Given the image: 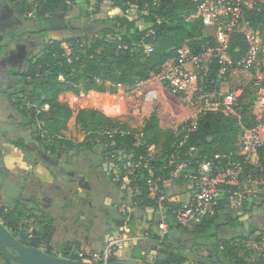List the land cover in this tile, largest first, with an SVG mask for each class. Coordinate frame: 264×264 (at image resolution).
<instances>
[{"label":"trees","instance_id":"16d2710c","mask_svg":"<svg viewBox=\"0 0 264 264\" xmlns=\"http://www.w3.org/2000/svg\"><path fill=\"white\" fill-rule=\"evenodd\" d=\"M15 9L21 15L25 12L32 13L33 18L39 23V32L48 33L46 42L43 43L39 55L29 58L27 70L23 73L25 85L21 91L25 102L23 113L25 118L29 115V126L34 122L39 125V131L49 143V139L59 141L61 132L67 129L68 121L73 119L74 124L84 133L83 140L79 143L85 152H92L95 147H100V155L120 163L117 159L120 152L123 157L130 156L138 159L147 153L149 146H154L157 157L154 161L157 172L165 182L169 176L167 160L169 155L176 150V138L173 129L160 126L159 117L153 111L144 125L139 129H131L127 123L105 115L94 107H82L73 110L67 103L59 101V95L70 92L75 95L80 91L90 90L99 93L114 94L118 86L126 90L147 80L151 72L158 71L161 66L177 56V51L183 46L189 47L191 53L198 54L207 42L214 44V39L205 31L198 18H189L195 12V5L191 0H95L96 12L100 15L95 22L99 24L97 33L92 37L70 34L63 36L73 19H67L73 10V3L68 0H11ZM75 5V4H74ZM246 26L260 27L264 30V3H256L252 9L244 14ZM260 25V26H257ZM56 34L58 38H53ZM68 47V54L62 44ZM151 46V52L145 51L146 46ZM248 50V43L241 30H235L229 38V53L233 60L238 59ZM220 65L213 58L210 63L206 85L218 88V73ZM253 70V68H251ZM263 78L260 85L264 86V67H261ZM228 74V73H227ZM239 98L238 115L233 116L221 111H205L197 116L195 128L189 132L183 146L178 149L186 154L190 147L194 148L187 154L191 162L190 169L195 170L196 165L202 161L213 159L214 155H227L230 159H239V137L242 125L250 127L255 124V114L251 115V105L247 107ZM256 100V95L252 94ZM47 105V109H42ZM118 128L123 133L111 135L102 134L104 128ZM139 142L137 141V136ZM96 137L100 141H96ZM62 141H59V143ZM22 140L18 145H22ZM46 145L51 151L60 152L55 143ZM79 154V151H77ZM120 153V154H119ZM230 155V156H228ZM122 156V155H121ZM252 178L261 181L254 194L244 200L241 212L233 215L228 211L229 192L236 190V186L223 187L218 195L215 213L206 216L202 223L193 230L181 227L172 222V209L175 203L166 201L165 222L168 230L178 232L180 229L189 231L196 238L205 241L213 240L218 236V231L224 226L234 227L240 225L239 218L251 214L259 207L264 206V147H260L253 156L251 164H245L244 169ZM125 171L120 172L121 178ZM146 171L138 169L135 178H130L129 190L133 192L132 204L139 208H154L156 203L149 196L146 185ZM177 181L183 182L182 175ZM166 193L168 194V189ZM231 209V208H230ZM21 198L13 204L0 202V221L21 243L29 247L41 248L47 240L50 224H42L26 233L30 215L25 211ZM131 224V223H130ZM149 230V229H148ZM151 231V230H150ZM170 232V231H169ZM167 232L158 236L156 232L150 236L160 241L162 257H155L148 261L143 254V264H192L188 247L173 246V236ZM245 235H235L224 240L221 245L214 244V261L210 264H260L258 258L246 259L251 252L241 254L242 240ZM181 241L180 238L176 239ZM76 251V250H75ZM47 253H51L46 250ZM58 256V255H56ZM220 257L217 259L216 257ZM64 258L76 259L73 254L64 253ZM117 260V259H114ZM0 264H10L2 257Z\"/></svg>","mask_w":264,"mask_h":264},{"label":"rangeland","instance_id":"374dc122","mask_svg":"<svg viewBox=\"0 0 264 264\" xmlns=\"http://www.w3.org/2000/svg\"><path fill=\"white\" fill-rule=\"evenodd\" d=\"M1 1L2 0H0V2ZM81 2L83 5L82 13L79 14L75 20L73 19L75 18L73 17L75 12L69 14L67 18L73 19L72 23L68 24L69 28L76 30L73 31L68 29L63 33V36L82 34L87 37H92L97 33L99 24L95 22V19H98L100 14L96 12L94 6L95 0H81ZM29 13L25 12L23 14V17L27 20L24 28H27L35 37L39 32V23L33 18L32 14ZM45 35H48V33ZM53 38L58 37L56 34H53ZM62 46L65 49V53L68 54V46L64 43ZM261 67L262 66L257 65L253 70L248 71L232 69L228 74L226 73L219 77L218 80V89L221 93H227L238 88L245 91V94L242 96V103L247 105V107L251 105V115H254L257 109V101L253 99L252 96L254 93L256 95L257 92V87L253 84V81L256 80V78H254L256 71L261 69ZM0 84H2L1 81ZM148 89L156 91V98L152 101L145 99V94ZM59 99L61 102L67 103L73 110L82 107L100 109L105 115L127 123L131 129L135 130H139L144 125L153 111L157 113L162 127L173 129L189 121L195 114H198L200 110L199 107L201 106L199 98H196L194 95H190L189 93H174L167 88H161L160 83L155 81L149 82L148 85L137 84L135 87L127 90L125 88H119L112 96H98L89 92L80 91L77 95L73 93H63L59 96ZM21 103H23L26 108H29V106L25 104L26 102L23 97L21 98ZM8 112H5V115ZM15 113L21 125L29 122V115L24 119L16 110ZM27 128L28 130L24 132L20 130V136L10 131V138L15 141L20 139L22 141L24 139L25 141V139L27 140L31 135L34 134V136H37L38 134V137L42 140V145L50 146V144L55 143V147L61 152L60 155L63 159L67 156L72 160L83 161V172L86 174V180L90 183L92 188L90 190H84L82 188L78 189L77 185H74L73 188L77 190V193H86L83 197H79L77 193H68V179L58 173L54 175L53 184L41 185V183L37 181V177L33 174L34 167L30 168V186L20 193V197L21 201L26 203V212L28 214L36 215L38 218L42 217L43 224L48 222V224L53 227L48 235L47 244H44L41 247L42 249L46 248V250L60 257L66 252L67 254H72L75 250L101 251L104 247L107 235L112 231H116V228H119V230L122 229L123 225L117 227V219L125 218V220L130 219L131 224L129 225L128 221L127 228L129 226L131 236H136L137 239L132 240L125 246L118 259L126 260L132 264H143L141 259L143 254L148 261L153 260L155 257L163 256L159 252L162 247L160 241L150 236V230H146V232L144 230L149 228L148 223H151L150 226L153 227L154 232L160 237L170 231L169 233L173 236L171 239L173 246L180 244L181 246L190 247L200 243L205 248L209 249V252H213L212 245H221L224 240L232 238L235 235L243 234L247 238L242 240L241 254H245L246 251H249L251 255L248 258L246 256V259L251 260L258 258L259 263L264 264V206L255 209L251 214L248 213L245 216H241L238 220L241 222L240 225L234 227L224 225L218 231V236L211 241H207L205 245V241L196 238L189 231H184L182 229L178 232L171 231L168 230V225L165 228H157L155 221L163 214L159 207H155L154 210H151L133 206L131 201L133 192L129 190L127 183L122 179L123 177L121 178L119 175L117 178L113 171H109V166L112 161L100 155V147L96 146L94 151L86 153L85 150H83V146L79 145L84 138V133L74 124L73 119L68 121L67 129L61 132L59 141L62 142L60 143L52 138L49 139L48 143L34 122L30 123ZM31 132L32 134H30ZM100 135L102 134L100 133ZM97 140L100 141L98 137H96V141ZM17 149L20 151L22 159L31 163L35 162L32 163V166L39 164L47 172L51 171L49 167L43 163H39L41 161L38 162V160L34 159L32 153L24 146H17ZM77 151H79V154ZM120 153L123 157L124 153ZM73 169L75 170V168ZM165 182L169 184L173 182V179L169 177ZM54 185L63 186V188L56 190L53 187ZM186 185L187 184L184 183V185L181 186L186 187ZM256 188L257 187L253 189L255 192L257 190ZM42 197L50 200H41ZM32 198L34 200L30 201ZM175 199L182 198L175 197ZM5 200L6 199L2 198L0 195V202L13 204V201ZM26 201H29V203ZM121 209L125 210L126 215H124V212H120ZM228 211L233 215H238L241 212L240 209H234L232 207L231 209L228 208ZM51 212L56 214V218L54 219L55 223L51 221L53 217L50 216L51 219L49 217L46 218L48 213ZM61 213H64V215L60 216ZM34 218L30 219V221L28 220L29 222L23 220L24 223L28 222V227L26 228V233L28 234L31 233L32 229L40 227L38 225L40 221L38 218ZM60 219L61 222L59 223L58 220ZM177 238H180L181 241H177ZM138 239H140L139 242L137 241ZM145 239L148 241L144 249L143 243ZM135 243H142V245L137 248H132L131 245ZM188 255L190 261L193 262L192 264H210L212 261L216 260L214 252L212 257L206 256L207 259L201 256L198 257L192 252H188ZM211 258L214 260H211ZM216 258L221 260L219 256Z\"/></svg>","mask_w":264,"mask_h":264},{"label":"built area","instance_id":"2783aa9c","mask_svg":"<svg viewBox=\"0 0 264 264\" xmlns=\"http://www.w3.org/2000/svg\"><path fill=\"white\" fill-rule=\"evenodd\" d=\"M195 5V12L189 18H198L202 22L205 31L214 39V44H207L201 51L194 55L187 46H183L177 51L175 59L165 62L156 72H151L148 82L155 81L172 92L192 94L199 98L201 106L198 114H195L189 121L173 128L176 138V150L173 151L167 160L169 176L171 179H179L182 175L183 182H189L188 194L184 199H175L167 195L161 174L157 172L154 161L157 157L154 146H149L147 153L138 159L130 156H118L120 163L115 162V154L110 156L112 163L109 171H113L118 178L122 170L125 171L123 181L127 184L130 178H135L138 169L146 171V185L149 196L156 203V207L161 210L162 216L156 219L157 228H165L166 201L175 203L172 209V222L181 227L193 230L198 227L206 216L215 213V205L218 195L223 187L232 185L237 189L229 192L228 206L234 209H241L245 199L254 194L253 190L261 183L257 178H252L245 164H251L253 156L260 147H264V86L260 85L263 73L261 69L255 73L256 80L253 84L257 87L255 112V124L250 127H242L239 137V159H230L227 155H214L209 161H202L196 165L193 171L190 169L191 162L187 159V154L194 151L189 148L186 154L180 149L189 132L195 128L197 116L205 111H221L233 116L238 115L239 98L242 89L238 88L227 93L221 91L214 85L209 89L206 85L209 74L210 63L213 58L220 65L218 77L228 73L232 69L251 70L260 65L264 67V30L246 28L244 14L246 10L252 9L256 3H264V0H191ZM32 14V13H29ZM241 30L247 43L248 50L238 59L233 60L229 53V38L235 30ZM152 47L146 46L145 51L151 52ZM156 98V91L148 89L145 99L152 101ZM123 133L116 128H104L101 134L111 135L113 133ZM137 141L139 142L138 135ZM230 156V155H228ZM154 210V208H147ZM120 212L125 210L121 209ZM164 218V219H163ZM140 236V235H139ZM141 237V236H140ZM137 239L131 236L130 228L123 226L115 232L107 235L104 247L101 251H74L72 254L76 260L106 264L114 259L120 258L125 246L132 240ZM259 261V259H258Z\"/></svg>","mask_w":264,"mask_h":264},{"label":"flooded vegetation","instance_id":"af4514ba","mask_svg":"<svg viewBox=\"0 0 264 264\" xmlns=\"http://www.w3.org/2000/svg\"><path fill=\"white\" fill-rule=\"evenodd\" d=\"M1 9L3 11L0 12V36H2V38L0 39V72L3 71L6 65H12L16 66L19 70L23 68V70L20 71L22 75L24 73V68L26 67V65H28L29 58H32V56L39 55L41 53L43 43L46 42L45 38L49 34L45 35L46 32H38L35 37H32V33L28 31L27 28H24L26 26L27 20L23 17V15L19 14L16 9L10 8L5 2L2 1L0 2V10ZM7 87H9V85H6L3 91L9 92V94H11V97H9L8 99L10 108L16 110V112L21 116L22 114H24L22 112L24 110V104L21 103V98H24L23 94L21 93L23 88H10L6 90ZM0 112L2 114H5L3 108H0ZM5 117V119L9 121L8 123L11 126L12 133L20 136L18 128V126L20 125V120H17V118H11L9 114H6ZM30 134H32V132ZM22 143L23 146L32 153L34 159L38 160V162L41 161L39 163H43L44 165L50 168L53 175L58 173L63 175L64 178L66 177L68 179V193H77V190L73 188L74 185H77L78 189H92L90 183L86 180V174L83 172L84 163L82 160H72L67 156H65L63 159L60 155L61 152L51 151L49 148H46V145H42V140L40 139V137H38V134L37 136H34V134L31 135L30 138H28L27 140L25 139V141L23 139ZM45 155L47 156V158L44 157ZM73 168H75V170ZM53 187L56 190H60L63 188V186L58 185H54ZM28 188L29 187H27V189ZM14 192L15 190L10 191L7 195L15 197L16 192L15 194ZM77 195L79 197H83L86 195V193L81 194L78 192ZM41 200L49 201L47 198L43 197L41 198ZM120 221H122V225L125 226L128 221H130V219L125 220V218H118L117 222L120 223ZM45 224H48V222H45ZM128 224L130 225V223ZM148 224L149 227H151V223ZM52 229L53 227L51 226L49 234ZM47 240L45 245L47 244ZM188 249L198 257H203L205 253L209 256V249L205 248L200 243H198L197 245L195 244V246H190L188 247ZM203 258L207 259V257ZM211 260L214 259L211 258Z\"/></svg>","mask_w":264,"mask_h":264},{"label":"crops","instance_id":"0c3cea01","mask_svg":"<svg viewBox=\"0 0 264 264\" xmlns=\"http://www.w3.org/2000/svg\"><path fill=\"white\" fill-rule=\"evenodd\" d=\"M2 2H5L10 8L15 9V7L13 5L14 3L11 0H2ZM68 2L73 3V10L71 13L75 12L76 15L78 13L79 14L82 13L83 5H82L81 0H68ZM2 11L3 10L1 9L0 12H2ZM257 26H260V25H257ZM260 27H262V26H260ZM260 27L246 26V28H253V29H258V30L261 29ZM31 36L34 37L33 34ZM22 70H23V68H21L19 70L16 66L6 65L3 69V71L0 72V74H1L0 75V81L2 83V84H0V108H3V109L5 108V110H4L5 112L9 111L7 114H9L11 118H17L18 116L16 115L15 110L10 108V104H9L8 99H9V97H11V94H9V92L3 91V90L5 89L6 85H9V87H7L6 90L10 89V88H21V87L23 88L24 87L25 82L23 80V74L21 75V73H20V71H22ZM26 70H27V65L24 68L23 72H25ZM144 84L148 85L149 82L145 80V81L139 83V85H144ZM160 86L163 89L166 88L162 84H160ZM119 88L123 89L122 86H118L117 91ZM88 92L91 94H94V95H98V96H106V95L112 96L113 95V94H109V93H99V92H96L93 90H90ZM6 93H8V94H6ZM64 93H70V92H64ZM23 96H24V94H23ZM59 101H60V99H59ZM47 108H48V106L44 105L42 109H47ZM98 110H100V109H98ZM22 117H24V119H25L24 114H22ZM5 118H6L5 114L4 113L2 114L0 112V195L2 198L6 199L5 201H9V200L14 201L18 197L21 198L20 193L25 191L27 189V187L30 186V183H31V180L29 179V176L31 174V173H29V172H31L30 168L34 167V170H33L34 173L33 174L37 177V181L40 182L41 184H44V185L45 184L49 185V184L53 183L55 176L53 175V173L51 171L47 172L41 165L37 164L36 166H32L31 162L21 158V153L17 149V146L18 147L23 146V144L18 145V141H20L21 139L18 141L16 140L17 141L16 142L15 140L10 138V135H11L10 125L8 123L9 121H7ZM159 123H160V126L162 127L160 119H159ZM18 128H19V132H20V130L22 132L28 130L25 123H23L22 125L20 124L18 126ZM11 178H13V179H11ZM185 183L187 184L186 187L185 186L182 187L184 185V182H180L177 180H173V182H171L169 184L166 183V188L168 189L169 196L172 198H175V197L180 198L181 197L182 199H184L188 194V188L190 185L189 182H185ZM13 190H15V192H16L15 197H12L11 195H7L10 191H13ZM182 192H183V194H182ZM33 200L34 199L32 198V200H30V201H33ZM48 200H50V199H48ZM26 202L29 203V201H26ZM23 204L25 206L26 203L24 202ZM26 207L27 206H25V208ZM68 214H70V213H68ZM29 215L31 216L30 219H32L34 217L38 218L36 215H31L30 213H29ZM55 215L56 214H54V212H51V213H48V216H46V218L49 217L51 219V217H53L51 221L55 223V220H54L56 218ZM61 215H64V213H61L60 216ZM245 215H247V214H245ZM30 219H29V221H30ZM38 220L40 222H38ZM38 220L36 219V221L38 222V225L41 226L43 224L42 223V221H43L42 217L38 218ZM58 221L60 223L61 219ZM28 222H27V224H28ZM129 223H131V222L129 221ZM120 226H117V227H120ZM125 226H127V224ZM149 228L148 229L151 230L150 232L154 233L153 227L151 226ZM116 229L118 230L119 228H116ZM148 229H144L145 232ZM112 232H115V231H112ZM139 240L140 239H138L137 241L139 242ZM147 241L148 240H146V239L144 240V243H143L144 249L146 247ZM141 245H142V243H135V244L131 245V247L137 248Z\"/></svg>","mask_w":264,"mask_h":264},{"label":"water","instance_id":"95a60500","mask_svg":"<svg viewBox=\"0 0 264 264\" xmlns=\"http://www.w3.org/2000/svg\"><path fill=\"white\" fill-rule=\"evenodd\" d=\"M2 36H0V39ZM47 158V156H44ZM122 225V221L117 224ZM0 252L2 257L10 264H103L91 263L76 259L64 258L52 255L45 249L29 247L21 243L0 221ZM208 256L206 253L203 257ZM213 256V252H209V257ZM106 264H132L123 259L110 261Z\"/></svg>","mask_w":264,"mask_h":264}]
</instances>
